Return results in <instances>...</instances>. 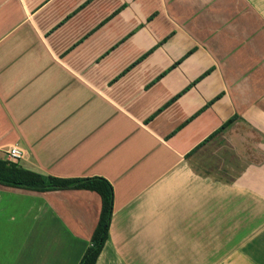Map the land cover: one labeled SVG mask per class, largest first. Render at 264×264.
<instances>
[{
  "label": "crops",
  "instance_id": "0c3cea01",
  "mask_svg": "<svg viewBox=\"0 0 264 264\" xmlns=\"http://www.w3.org/2000/svg\"><path fill=\"white\" fill-rule=\"evenodd\" d=\"M113 187L97 264H264V0H0V159ZM102 198L0 184V264H80Z\"/></svg>",
  "mask_w": 264,
  "mask_h": 264
},
{
  "label": "trees",
  "instance_id": "16d2710c",
  "mask_svg": "<svg viewBox=\"0 0 264 264\" xmlns=\"http://www.w3.org/2000/svg\"><path fill=\"white\" fill-rule=\"evenodd\" d=\"M0 184L36 192L88 190L102 198V211L92 235L91 245L80 264H97L109 235L113 211V187L103 178L62 179L46 177L21 167L17 162L0 159Z\"/></svg>",
  "mask_w": 264,
  "mask_h": 264
},
{
  "label": "built area",
  "instance_id": "2783aa9c",
  "mask_svg": "<svg viewBox=\"0 0 264 264\" xmlns=\"http://www.w3.org/2000/svg\"><path fill=\"white\" fill-rule=\"evenodd\" d=\"M25 152L19 147L13 146L7 151L8 161L18 162L24 158Z\"/></svg>",
  "mask_w": 264,
  "mask_h": 264
},
{
  "label": "rangeland",
  "instance_id": "374dc122",
  "mask_svg": "<svg viewBox=\"0 0 264 264\" xmlns=\"http://www.w3.org/2000/svg\"><path fill=\"white\" fill-rule=\"evenodd\" d=\"M6 156H7V154H6ZM6 160H9V159H8V156H7V159H6Z\"/></svg>",
  "mask_w": 264,
  "mask_h": 264
}]
</instances>
